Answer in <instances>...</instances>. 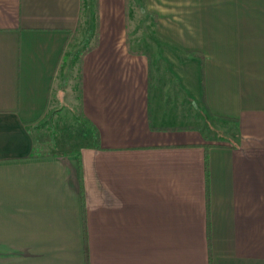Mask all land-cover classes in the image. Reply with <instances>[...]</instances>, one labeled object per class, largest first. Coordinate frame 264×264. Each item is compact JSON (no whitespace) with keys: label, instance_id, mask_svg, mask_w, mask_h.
<instances>
[{"label":"crops","instance_id":"crops-1","mask_svg":"<svg viewBox=\"0 0 264 264\" xmlns=\"http://www.w3.org/2000/svg\"><path fill=\"white\" fill-rule=\"evenodd\" d=\"M97 2L78 57L83 0H0V264H264V0H143L139 49ZM59 107L90 143L37 138Z\"/></svg>","mask_w":264,"mask_h":264},{"label":"rangeland","instance_id":"rangeland-1","mask_svg":"<svg viewBox=\"0 0 264 264\" xmlns=\"http://www.w3.org/2000/svg\"><path fill=\"white\" fill-rule=\"evenodd\" d=\"M124 2L125 0H122V20H124ZM126 3L128 20V27L125 28V33L127 35L128 40L126 45H128L130 49H139L142 48L141 46H143L144 44L138 42L137 38L141 36L145 37L153 35L152 31L154 21L153 18L145 12L143 0H126ZM83 4L84 9H82L80 24L75 34V38L73 39V42L70 45L71 49L75 48L77 50V52L79 53L78 57L80 56L82 50L88 48L89 45L92 43L94 37L97 36V32H95L93 30V27L91 26L93 18L95 19V21L102 20L98 14L97 0H83ZM68 59L69 58L66 59V62H68ZM71 60L72 58H70L69 61ZM76 63L77 59L75 65ZM64 65H66V68H62V72L61 74H58L56 80L57 85L60 86V88H65L63 90V95L61 97L60 103L64 105L68 104L72 107L70 109L73 111L72 113H75L78 109L76 103V87L74 86L76 84L77 70L72 66V64ZM68 85L72 86L70 90L65 87H68ZM60 109L61 107L57 109L56 113L58 111H61ZM66 120H64V122ZM224 124L226 123L220 121L217 122L209 116L206 117L205 123H201V125H203L202 127L206 130V137L210 140L223 139L225 137L226 133L220 127ZM83 129H85V126L82 123L76 124V122H74L72 125L68 122H66V124H61L57 121L55 126L53 124H45L43 126H40L37 131L38 133L44 134V139H47L48 144L49 142L55 144H50V147L54 146L63 149H77L83 144H87L92 141L91 138L85 137L82 132Z\"/></svg>","mask_w":264,"mask_h":264},{"label":"trees","instance_id":"trees-1","mask_svg":"<svg viewBox=\"0 0 264 264\" xmlns=\"http://www.w3.org/2000/svg\"><path fill=\"white\" fill-rule=\"evenodd\" d=\"M191 53H194V52H191ZM57 109L55 110H50L49 112H47L43 117H42V120H40V122L37 124L36 127H40V126H43L45 124H51V119L53 117V115L56 113ZM80 119L82 120V122L87 125V126H90L91 127V124L88 120H86L84 117H80ZM44 137V134H41V133H38L37 135V138H43ZM93 140L95 142H97V134L94 133L93 134Z\"/></svg>","mask_w":264,"mask_h":264}]
</instances>
